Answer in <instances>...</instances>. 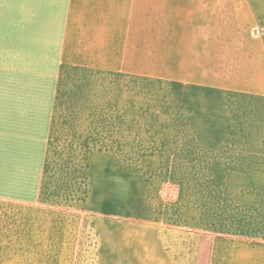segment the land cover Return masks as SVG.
I'll use <instances>...</instances> for the list:
<instances>
[{"label":"crops","instance_id":"crops-1","mask_svg":"<svg viewBox=\"0 0 264 264\" xmlns=\"http://www.w3.org/2000/svg\"><path fill=\"white\" fill-rule=\"evenodd\" d=\"M173 20L199 21V53L203 37L264 46V0H0V69L101 74L104 60L75 54L117 51L123 65L124 36L139 46L134 22ZM261 78L242 89L199 78V126L160 132L105 94L54 92L48 108L17 109L3 95L0 264H264Z\"/></svg>","mask_w":264,"mask_h":264},{"label":"rangeland","instance_id":"rangeland-1","mask_svg":"<svg viewBox=\"0 0 264 264\" xmlns=\"http://www.w3.org/2000/svg\"><path fill=\"white\" fill-rule=\"evenodd\" d=\"M34 23L39 24L30 22V32L35 30ZM123 25L126 35L127 22H123ZM134 26L133 35L139 36V46L131 47L124 36L123 65L121 54L117 51L75 54V58L82 62L95 61L97 57L104 60L107 67L100 70L101 74L61 68L58 79L51 74L55 71L51 67L29 68L23 72L0 69V104L3 103V95L10 96L6 104L11 103V107L17 109L48 108L51 93L54 92L62 95L105 94L110 98V103L111 99H118L125 110L137 115L135 118L141 125V131L155 132L156 127L160 132L172 123L199 126V78L230 76L237 79L233 80L237 89H242L251 81L255 84L256 78L264 70V46L258 43V36L234 38L236 47L229 45L227 38H220L223 41L219 43V38L203 37L200 39L203 52L199 53V21H137ZM111 32L109 39L111 36L115 40L114 30ZM117 39L120 45L119 33ZM29 42L36 45L34 38H29ZM228 49L235 50L234 57L229 61L226 58ZM199 54L202 56L200 60ZM30 55L36 59L41 57V54L34 52ZM67 58L69 54L62 53L61 63L66 62ZM216 59H219L218 68L206 67L211 62L216 64ZM222 61L229 62L231 67L225 69ZM199 62L204 67L199 68ZM96 77L100 81L98 84L95 83ZM261 84L264 90V78H261ZM61 104V107H66L68 102L64 100ZM167 193L170 191L167 190Z\"/></svg>","mask_w":264,"mask_h":264},{"label":"trees","instance_id":"trees-1","mask_svg":"<svg viewBox=\"0 0 264 264\" xmlns=\"http://www.w3.org/2000/svg\"><path fill=\"white\" fill-rule=\"evenodd\" d=\"M164 194H165V197L166 198H169L170 197V193L168 194L167 191H164ZM171 197H172V195H171Z\"/></svg>","mask_w":264,"mask_h":264}]
</instances>
